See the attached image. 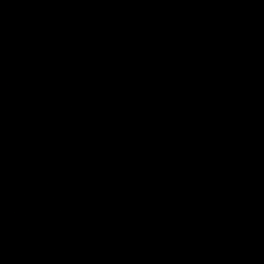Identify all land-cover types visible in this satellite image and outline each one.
Listing matches in <instances>:
<instances>
[{"label":"water","instance_id":"water-1","mask_svg":"<svg viewBox=\"0 0 264 264\" xmlns=\"http://www.w3.org/2000/svg\"><path fill=\"white\" fill-rule=\"evenodd\" d=\"M105 264H264V131L189 185Z\"/></svg>","mask_w":264,"mask_h":264}]
</instances>
